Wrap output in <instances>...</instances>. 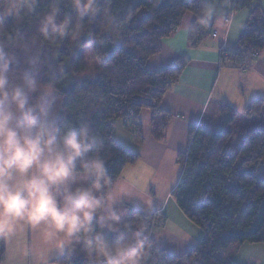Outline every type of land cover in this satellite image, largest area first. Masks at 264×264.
<instances>
[{"label":"clouds","instance_id":"obj_1","mask_svg":"<svg viewBox=\"0 0 264 264\" xmlns=\"http://www.w3.org/2000/svg\"><path fill=\"white\" fill-rule=\"evenodd\" d=\"M43 2L0 0V242L22 264H74L81 253L85 264H150L147 213L128 218L125 205L148 209L152 202L126 177L114 178L89 120L65 118L41 43L78 44L90 31L86 21L99 20L82 57L85 73L95 75L105 62L96 49L122 38V20L101 0H47L39 15ZM200 3L195 30L215 29L227 40L236 19L220 5L231 0ZM34 17L29 33L24 26Z\"/></svg>","mask_w":264,"mask_h":264},{"label":"trees","instance_id":"obj_2","mask_svg":"<svg viewBox=\"0 0 264 264\" xmlns=\"http://www.w3.org/2000/svg\"><path fill=\"white\" fill-rule=\"evenodd\" d=\"M254 1L231 0L230 10L236 13L249 9ZM101 5L119 16L123 32L118 42L109 41L96 49L105 62L95 75L85 73L82 57L90 40L99 34V20L86 21L91 25L90 31L78 44L41 43L51 60L65 118L84 117L91 122L104 139L102 155L118 179L127 165L137 161V156L113 140V123L121 120L126 129L138 136L139 117L148 111L153 134L161 138L169 118L161 109L162 99L179 82L187 62L180 60L153 72L146 69V62L160 53L162 40L180 28L186 13L193 14L196 20L201 3L200 0H101ZM63 7L68 10L66 5ZM46 11L44 0L39 15ZM37 19L26 22L27 32H34ZM8 24L12 26L11 20ZM208 31H196L193 24L189 46L198 47ZM261 52H264V15L255 7L237 45L222 50L221 65L242 69L251 55ZM234 135H238L239 142L228 151ZM263 159L264 99L254 98L243 112L222 103L208 104L201 122L190 128L186 152L178 157L182 173L172 193L177 207L203 236L179 256L159 250L154 242L150 264H233L230 257L238 246H264V177L257 180ZM126 207L128 218L137 219L136 213L145 216ZM145 218L150 234L164 225L159 213ZM109 238L115 236L109 234ZM4 256L5 242H0V263ZM74 264H85L82 253L74 258Z\"/></svg>","mask_w":264,"mask_h":264},{"label":"crops","instance_id":"obj_3","mask_svg":"<svg viewBox=\"0 0 264 264\" xmlns=\"http://www.w3.org/2000/svg\"><path fill=\"white\" fill-rule=\"evenodd\" d=\"M220 6L227 15L236 19L234 31L227 40L218 38L215 29H209L198 47H190L188 35L195 16L186 13L180 28L162 40L160 53L146 62V69L152 72L180 60L187 62L179 82L162 99L161 109L169 118L161 138L153 134L148 111H143L139 117L138 136L126 129L121 120H116L112 127L113 140L137 156V161L127 165L117 180L126 177L141 192L147 193V199L152 202L148 209H142L135 203L126 206L146 215L159 213L164 218V225L151 235L159 250L176 256L187 252L203 236L202 231L180 211L172 196L182 173L178 157L187 150L191 126L201 122L210 103H222L243 112L254 98L264 99V52L258 53L246 69L223 67L220 61L222 50L237 45L252 8H260L264 15V0H255L249 9L236 13L231 12L230 5ZM245 246L249 244L232 251L230 261L233 264L239 263L236 259L239 253L245 252ZM248 263L255 264L250 257L243 264ZM0 264H19V260L12 257L7 242L4 260Z\"/></svg>","mask_w":264,"mask_h":264},{"label":"rangeland","instance_id":"obj_4","mask_svg":"<svg viewBox=\"0 0 264 264\" xmlns=\"http://www.w3.org/2000/svg\"><path fill=\"white\" fill-rule=\"evenodd\" d=\"M89 47V46H88ZM88 47H86L83 51V56L84 53L88 50ZM93 47V44H92ZM239 142V137L238 135H234L232 140H231V144L228 146L227 150L230 151L231 149H233V147ZM264 177V159L263 162L261 164V166L259 167L258 173H257V180H260ZM244 250L245 252L239 253L237 259L234 258V262L235 259L238 260V264H243L246 260V258L250 257V259L255 263V264H264V246L261 244H255V245H249L248 247L245 246ZM19 264H22V262L19 260ZM249 264V263H248Z\"/></svg>","mask_w":264,"mask_h":264},{"label":"built area","instance_id":"obj_5","mask_svg":"<svg viewBox=\"0 0 264 264\" xmlns=\"http://www.w3.org/2000/svg\"><path fill=\"white\" fill-rule=\"evenodd\" d=\"M214 36V35H213ZM223 49H224V46H223ZM255 57H256V55L255 54H253V55H251V57L244 63V65H243V69H246L247 67H248V65H249V63H250V61H252L253 59H255ZM249 264H251V263H249Z\"/></svg>","mask_w":264,"mask_h":264},{"label":"bare ground","instance_id":"obj_6","mask_svg":"<svg viewBox=\"0 0 264 264\" xmlns=\"http://www.w3.org/2000/svg\"><path fill=\"white\" fill-rule=\"evenodd\" d=\"M222 52V51H221ZM226 52V51H225ZM241 69V68H240Z\"/></svg>","mask_w":264,"mask_h":264}]
</instances>
